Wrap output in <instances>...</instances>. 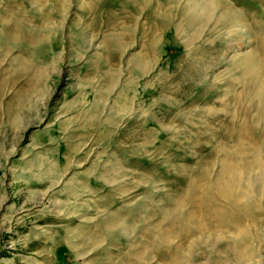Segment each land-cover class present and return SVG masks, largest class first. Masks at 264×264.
I'll use <instances>...</instances> for the list:
<instances>
[{"label": "rangeland", "instance_id": "1", "mask_svg": "<svg viewBox=\"0 0 264 264\" xmlns=\"http://www.w3.org/2000/svg\"><path fill=\"white\" fill-rule=\"evenodd\" d=\"M263 77L264 0H0V264H264Z\"/></svg>", "mask_w": 264, "mask_h": 264}, {"label": "bare ground", "instance_id": "2", "mask_svg": "<svg viewBox=\"0 0 264 264\" xmlns=\"http://www.w3.org/2000/svg\"><path fill=\"white\" fill-rule=\"evenodd\" d=\"M199 4V3H198ZM218 6V5H217ZM201 9L203 10V15H204V20H205V18L207 19H213V16H214V14H215V12H216V9H217V7H216V4H213V3H210V4H208V5H206V6H203V7H201ZM200 9V10H201ZM196 10V9H195ZM192 12V11H191ZM190 12V13H191ZM200 13V12H199ZM202 19V16L200 17V18H197L196 17V13L192 16V18L190 19V22L191 23H196V22H198V21H200ZM206 22H207V20H205ZM241 24V23H240ZM249 58V57H248ZM140 60V59H139ZM253 60V59H252ZM246 62V61H245ZM252 62L250 61V64H251ZM253 63H254V65H255V62L253 61ZM252 63V64H253ZM246 64V63H245ZM248 64H249V62H248ZM139 67V66H138ZM144 67V66H143ZM249 67H251L250 65H249ZM139 69V68H138ZM142 69H144V68H142ZM251 69V68H250ZM253 70V69H252ZM144 71V70H143ZM253 72V71H252ZM254 73H256V72H254ZM249 75H250V73H249ZM254 76V75H253ZM258 76V75H257ZM251 77V76H250ZM262 78V77H261ZM254 79V78H253ZM257 82V81H256ZM254 83V82H253ZM257 88V89H256ZM256 96L257 97H262V99H264V77H263V79H262V81H261V83L258 85V87L256 86ZM220 187V186H219ZM222 187V190H224L223 189V186H221ZM227 188V187H226ZM230 189V188H229ZM227 191H228V189H227ZM224 193H226V192H224Z\"/></svg>", "mask_w": 264, "mask_h": 264}]
</instances>
